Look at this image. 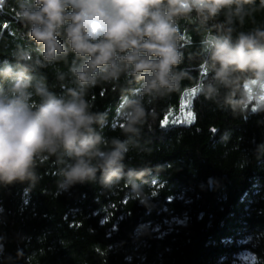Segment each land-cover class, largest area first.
Wrapping results in <instances>:
<instances>
[{"label": "clouds", "instance_id": "1", "mask_svg": "<svg viewBox=\"0 0 264 264\" xmlns=\"http://www.w3.org/2000/svg\"><path fill=\"white\" fill-rule=\"evenodd\" d=\"M260 12L264 0H19L15 19L35 50L17 44L15 63L0 62V184L34 186L42 179L39 163L52 161L59 191L86 182L112 191L131 178L130 193L143 203L144 178L126 160L155 117L149 106L193 79L179 67L186 42L180 22L196 25L200 35L196 56L204 77L196 79V95L246 115L264 97ZM246 22L252 26L244 30ZM70 55L67 72L56 67L58 93L42 70ZM104 86L120 92L123 139L103 134L108 113L89 99ZM254 108L264 111V103Z\"/></svg>", "mask_w": 264, "mask_h": 264}, {"label": "trees", "instance_id": "2", "mask_svg": "<svg viewBox=\"0 0 264 264\" xmlns=\"http://www.w3.org/2000/svg\"><path fill=\"white\" fill-rule=\"evenodd\" d=\"M19 0L0 4V62L17 44L35 50L27 29L15 19ZM264 21V12L255 15ZM186 33L179 66L196 81L197 26L181 21ZM246 22L244 30L251 27ZM72 61L42 71L59 93L56 67L67 72ZM123 84V79L121 80ZM135 86V85H133ZM187 92L192 120L162 127L166 112L149 106L141 148L126 160L144 178L148 196L141 203L130 193L132 179L109 191L99 182L58 190L52 161L39 163L42 177L0 184V264H235L243 252L264 264V111L249 105L246 115L220 110L203 96ZM94 110L107 112L106 137L123 139L116 108L120 92L97 87L89 95ZM147 173V175H146ZM133 174H130V177ZM173 219L163 235L155 228Z\"/></svg>", "mask_w": 264, "mask_h": 264}, {"label": "rangeland", "instance_id": "3", "mask_svg": "<svg viewBox=\"0 0 264 264\" xmlns=\"http://www.w3.org/2000/svg\"><path fill=\"white\" fill-rule=\"evenodd\" d=\"M183 52H185L183 48ZM187 63V69L193 71L196 74V79H200L201 71L198 69H190ZM196 81L187 87L181 88L180 92L172 93L170 96L159 100L158 110L166 112V119L169 123L175 120L178 123H189L192 120V112L189 108V102L187 97V92L185 89H193ZM264 103V97H257L250 107L255 110V107H259L260 104ZM185 219H173L171 222H165L163 226H157L155 231L161 233L162 235L172 228L174 224H184ZM235 264H257L255 256L250 252H243L237 257Z\"/></svg>", "mask_w": 264, "mask_h": 264}, {"label": "snow or ice", "instance_id": "4", "mask_svg": "<svg viewBox=\"0 0 264 264\" xmlns=\"http://www.w3.org/2000/svg\"><path fill=\"white\" fill-rule=\"evenodd\" d=\"M191 94H192V95H196V90H195V88H193ZM172 122L175 123L176 121L173 120ZM189 122H191V120H189ZM168 123H169V121H168L167 119H165V120L162 122V127L165 126V125H167Z\"/></svg>", "mask_w": 264, "mask_h": 264}]
</instances>
